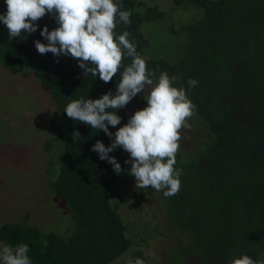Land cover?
<instances>
[{
	"label": "trees",
	"instance_id": "16d2710c",
	"mask_svg": "<svg viewBox=\"0 0 264 264\" xmlns=\"http://www.w3.org/2000/svg\"><path fill=\"white\" fill-rule=\"evenodd\" d=\"M120 2L131 12V22L115 31L131 33L129 39L155 72L154 81L162 72L179 76L176 86L186 90L189 78L198 81L187 95L197 106L191 119L200 130L188 152L181 145L177 153L175 167L183 169L180 192L165 198L163 190L143 189L148 198L160 201L165 228L177 232L165 253L168 264H231L244 254L264 259V0H172L174 6L200 10L198 18L177 30L185 38L172 61L145 55L146 39L139 29L144 20L161 18L163 12L141 0ZM6 11L0 0V13ZM36 23V32L10 40L0 22V65L11 73L27 69L56 107L53 129L59 149L49 187L70 220L61 233L22 220L5 223L0 245L27 244L32 264H108L126 253L129 264L137 258L147 264L138 243L127 235L116 202L108 200L111 186L131 168L124 163L129 153L120 147L109 153L124 169L118 175L92 151L97 140L108 146L114 136L73 121L64 111L81 97L97 99L109 90L115 94L123 68L104 83L99 76H84L70 55L40 54L35 41L47 43L40 30L58 25L49 14ZM123 63L130 64L131 58ZM144 96L138 94L117 110L122 119L109 125L111 132L147 106ZM74 131L81 141L73 143Z\"/></svg>",
	"mask_w": 264,
	"mask_h": 264
},
{
	"label": "clouds",
	"instance_id": "9594fccd",
	"mask_svg": "<svg viewBox=\"0 0 264 264\" xmlns=\"http://www.w3.org/2000/svg\"><path fill=\"white\" fill-rule=\"evenodd\" d=\"M5 3L7 11L0 13V22L7 27L10 40L36 32V22L49 14L58 26L50 31L45 25L40 30L47 40V43L35 41L40 54L70 55L78 60L84 76H99L104 83H109L123 68L115 94L109 90L97 99L81 97L68 103L64 111L73 121L82 122L96 132L103 130L110 139L114 136L108 146L97 140L92 151L111 164L118 175L124 169L109 153L118 147L129 153L124 163L131 164L128 174L135 177V188L163 190L165 198L177 195L183 175V169L175 167L181 130L190 128L188 121L197 107L187 90L195 88L198 81L189 78L187 90L182 85L176 86L179 76H169L167 72L154 81L155 72L137 52L135 40L129 39L131 33L115 31L117 25L127 26L131 22V12L124 10L120 0H5ZM126 58H131L128 65L123 63ZM145 92L147 106L135 111L115 133L111 132L109 125L115 127L122 119L117 110ZM72 139L75 143L83 138L79 131H74ZM28 253L29 246L25 243L4 245L0 247V264H32ZM134 264L145 261L137 258ZM231 264H264V259L244 254Z\"/></svg>",
	"mask_w": 264,
	"mask_h": 264
},
{
	"label": "rangeland",
	"instance_id": "374dc122",
	"mask_svg": "<svg viewBox=\"0 0 264 264\" xmlns=\"http://www.w3.org/2000/svg\"><path fill=\"white\" fill-rule=\"evenodd\" d=\"M141 1L163 12L161 18L139 26L146 39L145 55L174 60L185 38L177 30L198 18L200 10L174 6L172 0ZM56 119L53 101L27 69L11 73L0 65V225L22 220L43 231L61 233L67 228L65 204L49 187L57 170ZM188 123L190 128L181 130L185 154L200 130L192 119ZM135 183L134 176L123 173L109 190V203L116 202L127 235L138 243L147 264H168L165 253L175 244L177 232L165 228L160 201L148 198ZM128 260L126 253L108 264H129Z\"/></svg>",
	"mask_w": 264,
	"mask_h": 264
}]
</instances>
